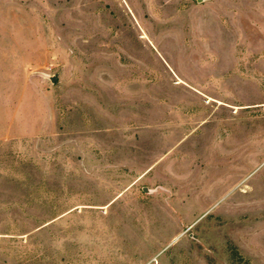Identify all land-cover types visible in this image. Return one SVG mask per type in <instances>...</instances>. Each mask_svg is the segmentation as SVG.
<instances>
[{
  "label": "rangeland",
  "instance_id": "obj_1",
  "mask_svg": "<svg viewBox=\"0 0 264 264\" xmlns=\"http://www.w3.org/2000/svg\"><path fill=\"white\" fill-rule=\"evenodd\" d=\"M0 264H264V0H0Z\"/></svg>",
  "mask_w": 264,
  "mask_h": 264
},
{
  "label": "water",
  "instance_id": "obj_2",
  "mask_svg": "<svg viewBox=\"0 0 264 264\" xmlns=\"http://www.w3.org/2000/svg\"><path fill=\"white\" fill-rule=\"evenodd\" d=\"M53 80H55V79H53Z\"/></svg>",
  "mask_w": 264,
  "mask_h": 264
}]
</instances>
